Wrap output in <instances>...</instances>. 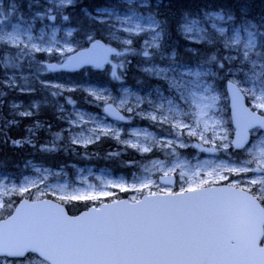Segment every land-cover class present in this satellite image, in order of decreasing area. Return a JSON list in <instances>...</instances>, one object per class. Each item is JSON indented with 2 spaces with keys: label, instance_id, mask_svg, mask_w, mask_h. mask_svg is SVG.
Returning <instances> with one entry per match:
<instances>
[{
  "label": "snow or ice",
  "instance_id": "snow-or-ice-1",
  "mask_svg": "<svg viewBox=\"0 0 264 264\" xmlns=\"http://www.w3.org/2000/svg\"><path fill=\"white\" fill-rule=\"evenodd\" d=\"M171 6V2L165 3V0H108L105 6L89 11L81 0H28L26 5H14L11 13L23 7H37L38 10L30 13L31 20L17 17L10 32L5 33L2 27L8 16L0 13V62L5 69L18 68L22 57L31 56L34 52L51 54L55 30L51 40L46 42L50 46L42 47L40 43L33 42V21L48 20L55 29L58 20L71 22L72 13L68 9H79L82 16L90 18L94 24L98 22L101 30L107 28L114 39H120L116 32H128L129 38L122 40L126 46L132 45L133 35L148 32L150 39H145L139 52L131 47L122 51L106 47L91 32L85 34L92 46L89 52L76 53L68 41H65V47L56 50L61 55L65 51L74 53L67 59L76 67L91 65L99 69L104 64H111V76L118 81L123 77L122 70L127 61L112 64L108 55L119 58L135 52L144 59L146 66L141 70L163 82V90L156 88L149 93V97L155 96L156 100L147 101L153 107L147 118L161 125L167 124L170 135L175 137L165 140L163 147H188L180 140L181 136H188L212 145V148L202 151L249 152L246 144L251 135L260 139L258 163L264 165V117H258L241 104L242 96H248L254 101L255 108L264 109V18L259 21L251 18L245 0H235L234 5H221L218 10H205L202 14L183 15L179 30L186 40L205 46L222 42L229 54L204 57L200 49L190 48L182 56L180 50H168L162 43L167 24L160 9ZM21 25H24L23 29ZM73 32L74 29L70 28L66 35L72 37ZM23 36L27 37L28 43L21 39ZM37 39L44 41V35ZM156 58L167 63L158 65ZM237 63L241 64L242 78L230 79L229 87L240 132L237 139L229 141L227 134H216L221 122L214 119L215 89L209 81L218 76L236 77L234 69ZM47 69L56 71L57 65L49 64ZM117 69L121 71L118 73ZM7 86L14 87L15 81L9 79ZM124 91L121 105L125 104L128 96V90ZM165 91L170 95L166 96ZM57 94L53 92V95ZM90 95L102 98L94 91H90ZM142 102L144 98L137 97V103ZM108 108L111 109V105ZM127 111L132 112L133 108L129 107ZM112 114L120 120L125 119L114 112ZM20 115L30 116L32 113L21 112ZM100 136L119 139L115 129L97 126L88 141L73 138L72 142L86 146ZM144 139H151L150 135L145 134ZM121 142L145 153L151 151L150 146L142 147L139 142ZM170 154L174 155V152ZM252 156V160L241 163L239 167L224 166V170L238 176L259 173L246 180L249 186H261L252 195L237 191L236 185L242 181L216 191L205 188L207 181L202 178L203 166L197 165L191 171V177L201 178L191 179L187 171H181L177 181L180 183L179 191L156 185L163 195L152 191L151 195L134 198L135 203L125 201L98 206L78 218L67 216L59 206L26 205L17 209L10 220L0 223V264H264V167H249L257 159L256 154ZM176 167L184 166L176 165L164 171L163 176L168 177V172L175 171ZM154 183L150 177H145L132 190L142 192L152 188ZM161 183L172 184L174 181L168 178ZM108 186L126 190L122 185ZM23 190L27 191V187ZM69 199L98 200L100 196L74 195ZM0 207L4 205L0 203Z\"/></svg>",
  "mask_w": 264,
  "mask_h": 264
},
{
  "label": "rangeland",
  "instance_id": "rangeland-1",
  "mask_svg": "<svg viewBox=\"0 0 264 264\" xmlns=\"http://www.w3.org/2000/svg\"><path fill=\"white\" fill-rule=\"evenodd\" d=\"M1 2V0H0ZM28 0H7L6 8L0 11L8 16L5 24L2 26L5 33L11 31V25L17 22V17L23 16L26 20H31L30 13H34L38 10L37 7L31 9L27 7L19 8L16 13H11L12 7L19 4H27ZM42 2V0H41ZM12 5V6H11ZM47 7V5H45ZM95 14V13H94ZM146 15L147 13L144 12ZM202 14V13H201ZM175 26L176 34L181 41H184L188 45H202L197 44L193 40H186L183 34L179 30V24ZM32 27V36L34 38L33 42L40 43L42 47H49L50 45L46 43L51 40L53 31L55 30V42H53V51L51 54L47 52H34L31 56L22 57L19 61L20 67L18 68H8L5 69L3 62H0V72H1V84L7 87L13 93H22L29 94L33 91L32 86H39L41 88H47L50 91L51 96L57 97L64 93H70L76 91L79 88L82 92L77 93L75 100L68 99V94L65 95V102H57L56 110L57 114L63 119V122L67 124V129H70V138L73 141V138H78L82 142L88 141L89 137L92 136V130L97 128V126H102L105 128L115 129L119 134V139L110 138L109 136H100L99 139L105 137L110 139L119 145L120 147L127 149L136 153L138 156L154 153L155 156L145 160L144 162H136L131 167H133V172L128 177H122L117 174H112L110 170L101 169L94 171L92 168H73L72 175L68 173H63L61 171L52 172L48 169H42L37 167L32 163H28V166L33 171L32 174L20 178L18 181L11 178H0V203L7 204L11 201L14 195H23L32 200H37L47 195L54 197L59 202L68 203L70 201H85L90 204H99L100 202L109 199L114 200V196L118 193L124 194L127 199L130 201H135L134 198H140L142 195H149L152 191L161 193L159 188L156 185H159L157 182L158 177L163 176V172L176 166L183 165L184 167H176L175 171H169L168 175L175 176V184L171 190L173 192L180 190L179 173L181 171H187L189 173V178L191 179H200L201 177H191V171L195 166H203L202 178L207 181L204 186L209 185H219L221 183L232 186L233 183L242 181L236 185L237 188L250 190L252 189L255 193L257 189L260 188V185L249 186L246 183L247 177L256 176L259 173L249 172L241 175H235L229 171L224 170V166L239 167L241 163L248 160H252V154H256L257 159L253 160L252 164L248 165L249 167H264V165L258 163L259 160V151H260V139L255 137L252 138L248 148L249 152H242L240 155H234L232 150L225 152L223 149L217 151H202V149L212 148L211 144H203L198 138L181 136L180 140L188 144V147H175L173 149L163 147V142L167 139H175L174 136L170 135V129L167 124L161 125L159 123L153 122L151 119L147 118L149 114L153 112V107L147 101L148 99L156 100L155 96L149 97V93L144 92L140 93V89H132L129 86H125L121 83V80H115L117 83L114 88L104 86H74L70 85L68 82L61 83L60 81H50L49 78H61L59 75L64 73V71L59 70L57 67L56 71H49L47 65L54 64L60 66L64 64L68 55L72 52L65 51L61 55L56 49L59 47H65V41H68L71 46L77 50L80 48V41L74 37V32L72 37H68L66 32L70 27L66 22L58 20L55 24V29L52 27V22L48 20L43 21H33ZM24 25H21L23 29ZM119 27V25H117ZM102 29V28H100ZM104 37V41L107 47L115 48L117 51H122L125 47H131L135 52H139L144 47L145 39H150V34L148 32L142 33L139 36L133 35L131 39L133 40L132 45L126 46L122 43V40L129 38V33L126 31H118L116 35L120 39H114L109 35L108 29L103 28L100 30ZM43 34L44 41H39L37 38ZM21 39L24 43H28L27 37L23 36ZM87 40V39H86ZM58 42V43H56ZM165 45V48L168 50L179 49L177 45H182L180 41L172 36L166 34L165 40L162 41ZM243 43V41H242ZM186 45V44H185ZM188 49V46H186ZM191 48V47H190ZM189 48V49H190ZM15 51V49H12ZM155 51V49H153ZM229 51V50H228ZM135 52H128L125 56L115 57L112 54H109L108 60L112 61V64L119 62L127 61L125 67L129 65H134L137 68V71L145 75L144 80L149 81H159L157 78L147 76L141 69L146 66L142 56L136 55ZM237 60L239 57L237 56ZM31 63V65H29ZM155 63L158 65H165L167 61L160 60L159 58L155 59ZM238 64V63H237ZM241 65V64H240ZM108 70L111 73V64H105ZM128 68V67H126ZM240 69V67L238 66ZM120 72V69H117ZM246 70V69H245ZM123 71V70H122ZM235 71V70H234ZM236 72V78H242L240 71ZM57 75V76H55ZM66 81L67 74H63ZM28 78V79H27ZM14 80L15 86H7L8 80ZM228 79H234V77H229ZM214 80H220V77L209 81L212 83L214 88ZM68 83V84H67ZM47 85H56L58 87H51ZM31 87V88H30ZM23 89V90H22ZM125 89L128 90V96L125 104L121 105L120 100L125 96ZM215 89V88H214ZM162 90V89H161ZM90 91L97 92L102 95V98H97L94 95H90ZM53 92L58 93L53 95ZM164 94L170 95L169 92L165 91ZM82 95V96H81ZM216 97L212 111L215 113L214 119L221 122V128L217 130V135L227 134L228 140L231 141V133L222 122V105L221 98L218 93L214 92ZM137 97L144 98V102L137 103ZM248 102V106L255 112L264 114V109L255 108L254 101L245 96ZM71 101V102H70ZM66 103V104H65ZM25 104V105H24ZM43 103L32 101L18 103L14 102L12 104L13 108H19V114L21 112H30V110H25L28 108L36 109L39 105ZM108 105H113L122 115L124 120L115 121L114 119L109 118L103 112L104 107ZM25 107V108H24ZM133 108L132 112L127 111V109ZM24 109V110H22ZM139 112L141 115H136ZM184 119H187L185 117ZM195 119V117L193 118ZM71 122H76L75 124ZM226 128V129H225ZM133 133H139V136H134ZM149 134V140L144 139V135ZM264 138V137H262ZM97 139V140H99ZM95 140V142L97 141ZM121 141H131L139 142L142 147H151V151L145 153L139 151L132 147H129L126 143ZM227 142V141H225ZM94 142H88L86 145L92 144ZM220 143V141H216ZM78 145L85 146L84 143ZM170 154V153H173ZM216 168L217 171L213 172L212 169ZM206 173V174H204ZM150 177L155 183L152 188L144 189L141 191H133L132 189L138 187L140 182L145 178ZM221 177H224L223 179ZM122 185L126 190H121V187L108 185ZM27 187V191L23 189ZM160 187H162L160 185ZM168 189L167 187H163ZM103 193H108L109 195H102ZM74 195H98L100 199L98 200H84V199H69ZM64 197V199H61ZM8 208L0 207V219L6 217L5 214L2 215L3 211L7 212Z\"/></svg>",
  "mask_w": 264,
  "mask_h": 264
},
{
  "label": "trees",
  "instance_id": "trees-1",
  "mask_svg": "<svg viewBox=\"0 0 264 264\" xmlns=\"http://www.w3.org/2000/svg\"><path fill=\"white\" fill-rule=\"evenodd\" d=\"M90 1L81 0V4L85 5L89 11H92L97 6H105L108 3V0ZM168 2H171L172 6L170 8L162 7L160 9V14L167 24L166 34L169 36L173 35L174 38L181 42L182 45H177V48H179L178 50H180L182 56L190 47L200 49L204 57H210L212 55L227 56L229 54L228 49L223 47L222 42L207 46L188 45L178 38L175 26L180 22L183 15L197 12L203 13L205 10H218L221 5H234L235 0H165V3ZM245 2L249 7L251 18H254L255 21H259L264 17V0H245ZM6 4L7 0H2L0 11H4ZM67 11L72 13V20L71 22H67V24L74 29V37L81 42L79 45L80 47L87 45V42H84V38H86L85 34L88 32H91L95 38L104 39L102 32H100L102 26L98 22L94 24L90 18L82 16L79 9H68ZM153 11H155V9H153ZM168 21L170 22L167 23ZM186 46H188V49ZM133 64L134 65L126 66L128 68L124 67L123 69V77L121 79L123 85H127L132 89L138 88L141 93L151 92L156 88L163 90V82L157 80L145 81V75L137 71L135 67L136 63ZM29 65H31V63ZM238 66L241 68L240 63L236 64L235 71L239 70ZM63 74H67L68 81L63 79ZM59 76L61 78H49V80L60 81L61 83L68 82L77 87L95 85L114 88L117 83L112 78L107 67L101 70L86 69L76 72H64ZM219 77V81L214 80V88L215 92L218 93L221 98L223 112L222 122L225 127L231 131L227 101L224 94V82L231 76ZM32 87H34L33 91L29 94L13 93L0 82V178L7 177L18 180L23 176L32 174L28 162L53 172L61 171L69 175H72L74 167H80L93 168L94 170L107 168L113 174H120L127 177L133 172V167H131V165L136 162H144L155 156L154 153L138 156L136 153L116 145L115 142L105 137L87 146H80L72 143L69 132L66 130L67 125L63 122L62 118L59 117L56 110V103L65 102V95L68 93L54 97L51 96L47 88L42 89L39 86ZM78 91L82 92L80 88L70 92L68 94V99L75 100ZM13 101L18 103L37 101L43 104L39 105L36 109L28 108L27 110L31 109L30 112L32 115L23 116L17 113L19 109L17 110V108L11 107ZM15 142L19 143L17 144ZM19 199L20 197L14 195L10 202L4 204V208H8V210L7 212L3 211L2 215H9ZM89 204V202L85 201H70L65 204V207L69 214L75 215L86 209Z\"/></svg>",
  "mask_w": 264,
  "mask_h": 264
},
{
  "label": "water",
  "instance_id": "water-1",
  "mask_svg": "<svg viewBox=\"0 0 264 264\" xmlns=\"http://www.w3.org/2000/svg\"><path fill=\"white\" fill-rule=\"evenodd\" d=\"M99 41H100V43L102 45L105 46V44L101 40H99ZM91 48H92V46L90 44V45H88V47L86 49L76 51V53H79V52H89V50ZM73 55H74V53L71 54L70 56H73ZM65 64L68 65L66 68H69L71 70H78V69H81V68H84V67H92L91 65H85L84 67H76L68 59H67V61H66ZM225 92H226V96H227V99H228V107H229L230 120H231L232 128L234 129V133H233L232 140H235V139H237V134L240 132V128L237 126V123H236V107H235V104H234V97H233V94H232V90L229 87V82H227L225 84ZM241 104L243 105L244 108L248 109L247 106L245 105V100H244L243 96H242V99H241ZM104 110H105L106 113L110 114L114 118H117V115L112 114L113 112L119 115V113L113 107H111V109H109L108 107H105ZM256 115L258 117H261L258 114H256ZM248 140H249V138H248ZM168 178H171L173 180V177L172 176H168V177H161V178H159V182L161 183L162 180L168 179ZM161 184L162 185H167V186H172V184H163V183H161ZM206 188L209 189V190H212V191H216V190L226 189V188H230V187H227V186H213V187H206ZM237 191H241V190H237ZM244 193L247 194V195H249L246 192H244ZM125 201L128 202L126 199H122V200H119V201H116V202H112V203L101 204L99 206L110 205V204H115L117 202H125ZM26 205H36V206H41V205H55V206H59L67 216L73 217V218H78V217H80V216H82V215H84L86 213L91 212L93 209H95V208L91 207V208L87 209L86 211H83V212H81V213H79V214H77L75 216H71V215H68L66 209L62 205H60V204H58L56 202H53L51 200L28 201L26 199H23V200H21V201H19L17 203V205L15 206V208L12 211L11 215L9 217H7L6 219H4V220H0V223H3L4 221L10 220L12 218V216H14L16 214V210L17 209H23Z\"/></svg>",
  "mask_w": 264,
  "mask_h": 264
},
{
  "label": "bare ground",
  "instance_id": "bare-ground-1",
  "mask_svg": "<svg viewBox=\"0 0 264 264\" xmlns=\"http://www.w3.org/2000/svg\"><path fill=\"white\" fill-rule=\"evenodd\" d=\"M90 1V0H89ZM91 2V1H90ZM82 3V2H81ZM96 3V2H95ZM91 6V5H90ZM167 9V8H166ZM170 10V9H169ZM183 11H185V10H183ZM177 12H178V10H177ZM171 17V16H170ZM175 17H177V16H175ZM178 18H179V16H178ZM264 18V17H263ZM178 20V19H177ZM170 21H168L167 23H169ZM177 22V21H176ZM177 24V23H176ZM77 25V24H76ZM170 25V24H169ZM73 28H74V26H73ZM170 31V30H169ZM80 38V37H79ZM55 76H57V75H55ZM28 79V78H27ZM51 81V80H50ZM0 82H1V80H0ZM65 83V82H64ZM68 84V83H67ZM71 85V84H70ZM31 88V87H30ZM34 88V87H33ZM38 89V88H37ZM43 89V88H42ZM38 91V90H37ZM35 93V92H34ZM36 94V93H35ZM82 96V95H81ZM46 100V99H45ZM53 102V101H52ZM25 105V104H24ZM50 106V105H49ZM20 108V107H19ZM25 108V107H24ZM25 110H27V109H25ZM31 110V109H30ZM39 110V109H38ZM37 110V111H38ZM53 112V111H52ZM39 115V114H38ZM54 115V114H53ZM19 116V115H18ZM35 116V115H34ZM37 117V116H36ZM55 124V123H54ZM63 126V125H62ZM226 129V128H225ZM63 132V131H62ZM65 132V131H64ZM58 157V156H57ZM35 162V161H34Z\"/></svg>",
  "mask_w": 264,
  "mask_h": 264
}]
</instances>
